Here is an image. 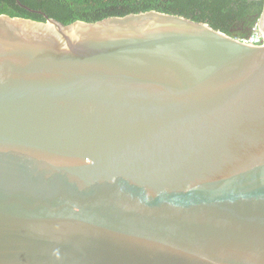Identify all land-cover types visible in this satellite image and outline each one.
<instances>
[{
    "label": "water",
    "instance_id": "obj_1",
    "mask_svg": "<svg viewBox=\"0 0 264 264\" xmlns=\"http://www.w3.org/2000/svg\"><path fill=\"white\" fill-rule=\"evenodd\" d=\"M262 1L257 45L0 13V264H264Z\"/></svg>",
    "mask_w": 264,
    "mask_h": 264
},
{
    "label": "trees",
    "instance_id": "obj_2",
    "mask_svg": "<svg viewBox=\"0 0 264 264\" xmlns=\"http://www.w3.org/2000/svg\"><path fill=\"white\" fill-rule=\"evenodd\" d=\"M262 0H0V13L45 20V16L70 23L93 22L150 9L178 14L237 36V22L254 25ZM246 34H239L244 36Z\"/></svg>",
    "mask_w": 264,
    "mask_h": 264
},
{
    "label": "built area",
    "instance_id": "obj_3",
    "mask_svg": "<svg viewBox=\"0 0 264 264\" xmlns=\"http://www.w3.org/2000/svg\"><path fill=\"white\" fill-rule=\"evenodd\" d=\"M263 36L260 30L258 29L257 25H253L251 28V33L248 37L244 38L243 41H245L248 44L257 45L262 43Z\"/></svg>",
    "mask_w": 264,
    "mask_h": 264
},
{
    "label": "flooded vegetation",
    "instance_id": "obj_4",
    "mask_svg": "<svg viewBox=\"0 0 264 264\" xmlns=\"http://www.w3.org/2000/svg\"><path fill=\"white\" fill-rule=\"evenodd\" d=\"M250 28L251 27L248 25V23L242 21V22L236 23L234 30H235V33L237 34V36H239L240 33L248 35L250 32ZM246 35H244V36H246Z\"/></svg>",
    "mask_w": 264,
    "mask_h": 264
}]
</instances>
